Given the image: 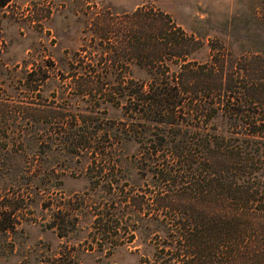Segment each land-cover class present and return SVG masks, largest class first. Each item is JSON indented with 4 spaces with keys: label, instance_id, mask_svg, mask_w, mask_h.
Instances as JSON below:
<instances>
[{
    "label": "rangeland",
    "instance_id": "obj_1",
    "mask_svg": "<svg viewBox=\"0 0 264 264\" xmlns=\"http://www.w3.org/2000/svg\"><path fill=\"white\" fill-rule=\"evenodd\" d=\"M141 7L168 13L198 40L190 60L210 62L220 51L240 65L264 56V0H0V102L10 107L0 131L28 134L30 159L23 195L0 192L21 205L15 229L0 222V264H142L153 256L156 223L138 201L154 190L155 159L171 149L160 131L171 126L134 118L116 94L126 84L150 90L153 76L135 53L111 61L113 45L132 32L118 27ZM91 67L116 71L106 85L116 93L83 94ZM183 103L169 116L176 126L186 123Z\"/></svg>",
    "mask_w": 264,
    "mask_h": 264
},
{
    "label": "trees",
    "instance_id": "obj_2",
    "mask_svg": "<svg viewBox=\"0 0 264 264\" xmlns=\"http://www.w3.org/2000/svg\"><path fill=\"white\" fill-rule=\"evenodd\" d=\"M128 17L129 25L118 30H132L130 38L116 41L111 61L133 51L153 76L150 90L139 83L128 91L126 84L116 93L106 86L118 77L116 71L95 67L79 85L96 98L120 94L134 118L158 130L160 124L171 126L160 131L170 136L162 140L171 149L155 159L154 190L138 201L156 223L153 256L142 264H264V56L247 55L234 65L218 51L201 64L189 59L198 40L168 13L141 7ZM98 79L106 82L98 87ZM118 79L125 84L127 75ZM185 99L186 123L176 126L180 123L169 116H177ZM9 108L0 102V115ZM27 135L0 131V184L13 181L0 185L4 195L11 190L23 195ZM31 174L37 180L38 174ZM10 202L0 200V222L11 230L21 205Z\"/></svg>",
    "mask_w": 264,
    "mask_h": 264
}]
</instances>
